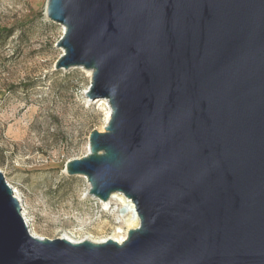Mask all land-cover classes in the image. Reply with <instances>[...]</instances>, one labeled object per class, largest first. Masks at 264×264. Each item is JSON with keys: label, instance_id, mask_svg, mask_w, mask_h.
Wrapping results in <instances>:
<instances>
[{"label": "water", "instance_id": "obj_1", "mask_svg": "<svg viewBox=\"0 0 264 264\" xmlns=\"http://www.w3.org/2000/svg\"><path fill=\"white\" fill-rule=\"evenodd\" d=\"M56 70L92 72L104 132L66 164L122 193L123 243L43 239L0 171V264H264V0H47Z\"/></svg>", "mask_w": 264, "mask_h": 264}, {"label": "rangeland", "instance_id": "obj_2", "mask_svg": "<svg viewBox=\"0 0 264 264\" xmlns=\"http://www.w3.org/2000/svg\"><path fill=\"white\" fill-rule=\"evenodd\" d=\"M46 5L0 0V171L33 236L100 243L127 228L66 164L88 154L90 134L105 131L108 112L87 102L85 70L55 69L64 27L49 20Z\"/></svg>", "mask_w": 264, "mask_h": 264}, {"label": "bare ground", "instance_id": "obj_3", "mask_svg": "<svg viewBox=\"0 0 264 264\" xmlns=\"http://www.w3.org/2000/svg\"><path fill=\"white\" fill-rule=\"evenodd\" d=\"M79 69L85 70L83 68H79ZM85 71L89 74V76H92L91 71H88V70H85ZM87 91L85 92V95H86ZM86 100L89 104L101 103V105H103L105 107L104 109L107 110V112H108L107 120H106V122L108 123L110 116H111V107H110L108 100L100 99L97 101H90V99L87 97V95H86ZM14 194L21 203L22 200L18 196L17 192L14 191ZM100 203L102 204L104 211H106V212L108 211V212H112V213L116 214V218H117V221L119 222V224L120 225L122 224V226H125L127 228V232L125 234L123 233V230L120 228V229H118L117 235H115L111 238H108L105 241L114 240L118 243H123L128 237L129 230L138 228L140 225V219L138 217L135 204L122 193H115L111 196V198L109 200H107V201H101L100 200ZM21 206H22V204H21ZM22 208H23V211H22L23 217H24V219L28 225V228H29L28 218L26 217L23 206H22ZM63 239H66V238H63ZM66 240L73 242L72 240H70L68 238ZM105 241H102V242H105Z\"/></svg>", "mask_w": 264, "mask_h": 264}, {"label": "trees", "instance_id": "obj_4", "mask_svg": "<svg viewBox=\"0 0 264 264\" xmlns=\"http://www.w3.org/2000/svg\"><path fill=\"white\" fill-rule=\"evenodd\" d=\"M9 32V31H8ZM10 33V32H9Z\"/></svg>", "mask_w": 264, "mask_h": 264}]
</instances>
